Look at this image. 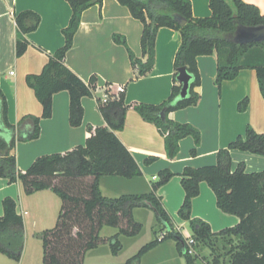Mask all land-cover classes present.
I'll return each mask as SVG.
<instances>
[{"label":"trees","instance_id":"1","mask_svg":"<svg viewBox=\"0 0 264 264\" xmlns=\"http://www.w3.org/2000/svg\"><path fill=\"white\" fill-rule=\"evenodd\" d=\"M67 1L72 15L68 26L63 29L65 44L50 56L41 73L30 74L26 78L43 106L42 116L28 115L18 125L12 124L8 119L7 98L0 88V177L10 182L19 181L27 194L50 189L62 200L55 226L39 235L43 243V264H83L85 254L106 241L117 253L121 248L119 235H134L141 229L142 225L134 215L135 209L141 207L155 211L165 235L163 238H160L162 233L157 235L132 260L164 240L173 238L187 264H206L201 258L208 260L209 264H220L224 258L228 264H264V170L247 172L244 163H240L236 170L232 169L231 150L264 156V134L251 126L247 127L245 136L239 135L227 148L219 151L217 164L186 167L181 174L186 195L179 216L189 222L193 231L195 254L183 253V241L188 248L187 239L175 229L172 217L157 195V190L175 175L172 171L162 170L159 179L153 181L151 189L145 193L107 197L100 188V179L105 176L133 179L143 175L133 153L116 134L125 126L126 114L131 108L158 127L165 139L169 158L177 157L180 141L186 136H192L197 146L200 144L201 131L197 127L169 117L173 111L196 105L201 98L196 90L201 84L197 63L199 56L217 54L216 84L220 91L223 81L235 79L244 69H255L264 96V41L237 45L225 39V35L235 31L237 22L264 24V15L259 7L244 0H210L212 14L195 17L190 0H118L143 24L141 47L145 60L135 55L123 35H113L115 42L126 47L138 76L146 75L154 68L159 29L169 27L180 32L182 42L175 57L171 95L160 104H126L124 93L106 103L99 99L100 111L107 124L95 129L89 127L90 136L85 145L64 154L41 155L23 171L17 166L13 149L19 140L30 141L40 137L41 119L53 115L54 95L61 91L69 93L70 124L78 127L83 123L85 113L82 99L92 96L96 89L94 79L85 82L67 65L66 59L83 13L94 5H102L104 0ZM177 16L184 17L186 24H179ZM16 21V55L20 57L29 46L26 34L38 28L41 17L27 10L19 13ZM180 67H186L191 75L190 88L185 97L182 96L183 84L178 79ZM248 105L249 99L245 98L240 101L238 109L245 111ZM27 120L33 122V127L24 132L23 125ZM196 152L194 148L192 153ZM156 159L148 157L145 162L150 164ZM203 181L215 192L219 208L239 216L240 222L236 226L213 232L209 223L192 217L193 200L199 195ZM3 206L0 253L20 262L25 246L24 220L17 211L14 198H5ZM104 226L120 227V231L106 238L100 234ZM129 264L132 262L129 261Z\"/></svg>","mask_w":264,"mask_h":264},{"label":"crops","instance_id":"2","mask_svg":"<svg viewBox=\"0 0 264 264\" xmlns=\"http://www.w3.org/2000/svg\"><path fill=\"white\" fill-rule=\"evenodd\" d=\"M190 1L195 17L212 14L210 0ZM244 1L257 5L264 15V0ZM27 10L39 14L41 22L36 30L26 34L29 46L22 56L17 57L16 16ZM71 15L72 8L67 0H0V88L6 95L8 119L12 124L18 125L28 115L42 116L43 106L26 78L30 74L41 73L50 56L65 44L63 29L68 26ZM142 32V22L135 19L118 0H104L102 5H94L83 13L66 59L67 65L85 82L95 81L93 95L82 99L85 110L83 123L78 127L71 126L69 93H56L52 117L41 119L40 137L30 141L19 140L13 149L19 169L25 171L41 155L64 154L85 145L90 136L89 127L95 129L107 124L100 111L99 99H103L108 91L115 93L119 85L125 86L126 104H160L171 95L181 34L169 27L160 28L154 68L148 74L138 76L126 47L115 42L113 35H123L135 55L145 60L141 47ZM197 63L201 75V84L196 88L201 96L199 102L173 111L169 117L197 127L201 131L200 144L197 146L192 136H186L180 141L177 157L169 158L165 139L158 127L131 108L127 111L125 126L116 134L133 153L143 175L133 179L115 176L100 179L103 195L119 197L148 192L162 170L172 171L175 175L157 190V195L172 217L175 229L182 234L185 231L190 233L187 240L193 238V231L189 222L179 216L186 195L181 176L185 168L217 164L219 151L227 148L239 135L245 136L248 126L264 134V96L256 70L244 69L235 79L223 81L220 91L216 84L217 54L199 56ZM245 98L249 99V105L245 111H240L238 105ZM32 127L33 122L27 120L23 130L29 132ZM194 148L197 149L196 154L192 153ZM231 156L233 170L240 163L245 164L247 172L264 170L263 155L235 149L231 150ZM148 157L157 159L147 164ZM7 197L16 200L17 211L24 220L25 246L18 264H28V253L31 257L34 255V250L29 249L30 244L38 247V240L41 242L40 264H43V243L39 235L55 226L61 210L60 197L50 189L27 194L19 181L10 182L0 177V215L4 214L3 201ZM192 217L209 223L213 232L234 227L240 222L239 216L219 208L216 194L206 181L201 182L200 193L193 200ZM171 249V255L162 263L187 264L176 240L172 241ZM201 259L208 263V260ZM220 264H228L227 259L221 260Z\"/></svg>","mask_w":264,"mask_h":264},{"label":"rangeland","instance_id":"3","mask_svg":"<svg viewBox=\"0 0 264 264\" xmlns=\"http://www.w3.org/2000/svg\"><path fill=\"white\" fill-rule=\"evenodd\" d=\"M59 206L61 209L62 200L58 198ZM59 209V210H60ZM140 209V210H139ZM134 211V215L137 221L141 223V229L134 235L120 234L119 241L121 243L120 250L115 253L109 241L100 244L98 247L90 249L84 257L83 264H164L163 260L167 259L171 253V245L173 238H169L158 244L155 248L138 256V260L134 259L141 251V249L154 241L157 235L164 232L163 224L158 220L156 213L148 208L143 207ZM120 231V227L104 226L101 230V236L111 238ZM190 233L185 231L183 236L189 237ZM38 247L34 244H30V250H34L33 257L28 253L26 261L28 264H40V245L41 242L37 241ZM38 251V254H37ZM0 264H18L17 261L11 259L5 254L0 253ZM171 264V263H169Z\"/></svg>","mask_w":264,"mask_h":264},{"label":"water","instance_id":"4","mask_svg":"<svg viewBox=\"0 0 264 264\" xmlns=\"http://www.w3.org/2000/svg\"><path fill=\"white\" fill-rule=\"evenodd\" d=\"M235 17H237L236 14ZM176 20L181 25H185L187 22V20L182 16H177ZM225 39L237 45H246L254 42L264 41V24L245 25L237 22L235 31L225 35ZM178 79L183 84L182 96L185 97L188 94L191 81V75L187 71L186 67L179 68ZM162 115L165 116V111L162 112ZM168 229H170L169 226ZM186 252V243L183 241V253L185 254Z\"/></svg>","mask_w":264,"mask_h":264},{"label":"built area","instance_id":"5","mask_svg":"<svg viewBox=\"0 0 264 264\" xmlns=\"http://www.w3.org/2000/svg\"><path fill=\"white\" fill-rule=\"evenodd\" d=\"M11 74H14V72L12 71ZM124 92H125V86L124 85H119L117 87V91L115 93H111L110 91H108V93L105 94V97L103 99H101V100H102V102L106 103L111 98H117ZM164 235H165V233H162L160 235V238H163ZM194 244H195V240L193 238H190V239L187 240V245H188L187 251L190 254H195V249L193 247Z\"/></svg>","mask_w":264,"mask_h":264}]
</instances>
